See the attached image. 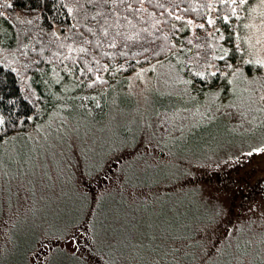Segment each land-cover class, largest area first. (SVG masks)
Here are the masks:
<instances>
[{
    "label": "rangeland",
    "instance_id": "rangeland-1",
    "mask_svg": "<svg viewBox=\"0 0 264 264\" xmlns=\"http://www.w3.org/2000/svg\"><path fill=\"white\" fill-rule=\"evenodd\" d=\"M255 24L257 26L252 29H244L233 19V43L236 48L242 43L243 48L249 49L250 56L264 59V25L259 19ZM190 25L193 32L197 23ZM214 28L210 25L208 33L211 34ZM238 33L244 38L243 42ZM221 35V32L214 33L209 39L211 53L216 56L227 46L220 39ZM237 51L241 54L239 48ZM141 69L148 71L142 78H136ZM185 80H189L188 72L186 77L171 59H166L137 67L107 91L83 94L65 78L43 79V93L32 89L40 122L21 136L23 141L0 144V174L3 175L0 184V264L20 261L17 250L28 240L24 232L29 222L56 215V210L63 206L72 210L77 207L74 204L81 201V196L88 199L87 208L82 210L84 215L62 234L49 235L40 231L39 240L26 252V263L45 264L56 248L72 256L73 247L83 246L91 253L81 256L88 264H112L93 240L88 223L89 205L103 196L112 200L119 196L124 209L127 212L132 209L134 217L141 216L143 209L149 212L143 203L144 195L139 194L141 191L147 193V188L129 187L127 181L121 179V169L126 173L137 172L148 180L141 176L142 173L159 175L154 177L159 178L161 187L150 194L156 196L158 202L148 207L161 211V215L150 216L146 224L140 220L131 221V224L141 226L137 233L140 236L145 233L144 226L153 225L147 228L146 232L150 233L147 235L154 239L162 236L158 246L163 251L159 254L147 252L151 256L143 261L121 257L119 264H155L157 260L162 264H200L202 260L204 264H235L237 239L229 233L233 229H244L237 235L240 240L249 239L252 233L248 227L253 221L259 223L260 214L264 213V155H244L253 147L264 144V126L256 127L264 122V111H261L264 104L259 101L264 89L257 94L256 102L251 103L252 93L246 91L249 85L235 83L232 86L235 92L225 91V98L217 99L213 105L207 95L205 99L190 100L184 92L189 87L182 83ZM255 87L259 88V83ZM191 95L195 96L192 92ZM77 97L95 99L82 101ZM82 103L90 111L82 109ZM230 105H239V108ZM197 109L200 112L208 109L215 119L211 122L202 119ZM241 110L246 113V119L239 115ZM172 144L179 148V153L193 151L207 155L180 157L171 150ZM189 171L195 173L197 182L181 184L175 178ZM166 175L172 179L166 180ZM181 195L191 197L208 212L201 211L204 215L195 217L190 230L181 236L187 244L168 239V229L178 226L189 210L182 203L170 206L171 201ZM216 206L223 207L225 212L217 217L211 239H201L205 236L206 219ZM122 225L117 228L122 234L117 235L120 240L128 237ZM69 238L79 241V245L69 243ZM111 240L108 236V241ZM171 247L174 251L179 248L178 254L188 251L191 257L176 255L175 259L173 256L168 259L165 253ZM239 247L242 248V244ZM238 259L240 264H247L252 256L241 255Z\"/></svg>",
    "mask_w": 264,
    "mask_h": 264
},
{
    "label": "trees",
    "instance_id": "trees-1",
    "mask_svg": "<svg viewBox=\"0 0 264 264\" xmlns=\"http://www.w3.org/2000/svg\"><path fill=\"white\" fill-rule=\"evenodd\" d=\"M0 13V116L5 120V124L0 126V137L3 143L23 141L21 136L40 122L32 89L43 93V79L65 78L78 92L91 94L109 90L118 79L126 77L139 66L171 59L177 70L186 77L188 72V79L195 81V87L190 90L196 98L205 99L207 90L193 73L204 71L206 61L223 67L222 61H213L216 55L211 53L209 46L211 34L223 33V43L230 50V56L236 58V63L241 55L233 43L234 18L230 17L229 23H224L222 17L230 16V8L221 5L219 0H0ZM177 16L182 19L177 20ZM210 18L216 21L211 34L208 33L210 25L207 23ZM188 21L197 23L193 32ZM200 24H204V27H198ZM109 42L116 43L117 47H109ZM81 47L87 51H78ZM97 76L104 83L87 87ZM213 83L221 90L218 100L225 98V80L214 78ZM25 115H33L34 119L20 125L18 121ZM170 146L180 157L207 155L193 151L179 153V148L174 144ZM127 174L138 175L137 172ZM141 176L150 180V177L159 175L142 173ZM81 197V201L74 204L77 207H72V210L60 207L56 215L29 222L25 226L24 234H27L28 240L18 248L20 261L15 264H27L26 252L39 240L40 231H46L49 235L62 234L69 225L77 223L88 204L87 197ZM104 197L88 208L91 210L88 223L97 249L105 252L112 264H119L121 257L143 261L151 256L150 253L159 254L158 244L162 236H155L157 239L149 236L143 241L144 248L140 252L132 247V242L127 244L125 240H129L128 237H121L119 244L113 237L118 239L117 233L120 232L117 228L122 224L139 220L146 224L150 216L156 213V216H160L161 211L146 206L148 213L143 209L141 216L134 217L132 209L129 212L124 209L119 196L115 200ZM175 198L170 206L182 203L189 208L179 225L168 229L172 237H181L190 230V223L195 217L204 215L206 209L191 197L181 195ZM108 236L112 238L110 242ZM140 238L143 239V235ZM9 247L10 242L7 249ZM171 250L174 251V248L171 247ZM177 256L191 257L188 251ZM166 258H172V255L168 254ZM48 261L50 264H88L84 257L70 256L61 248H56Z\"/></svg>",
    "mask_w": 264,
    "mask_h": 264
},
{
    "label": "snow or ice",
    "instance_id": "snow-or-ice-1",
    "mask_svg": "<svg viewBox=\"0 0 264 264\" xmlns=\"http://www.w3.org/2000/svg\"><path fill=\"white\" fill-rule=\"evenodd\" d=\"M89 2H91V0H89ZM121 2H123V0H121ZM219 3L221 5H227L230 8V16L225 15L222 17L225 24L229 23L231 17L239 21L241 27H243L244 29H252L253 27H256L257 25L255 24V21L257 19L260 20L261 25H264V0H219ZM0 15H2V13H0ZM176 19L180 20L182 18L180 16H177ZM188 23H192V21H188ZM207 23L209 25H214L216 21L210 18L207 21ZM198 27L203 28L204 24H200L198 25ZM216 31H218V29ZM105 35H107V32H105ZM237 35L239 36V33ZM128 39H131V37H129ZM220 39L223 40L225 39V37L221 35ZM239 39L241 40V42H243L244 38L242 36H239ZM108 46L111 48L117 47L116 43L113 42H109ZM250 47H254V46L250 45ZM237 48H239L241 51V55L239 57V63L235 62L236 59L235 57L230 56V50L224 48L220 55L213 57V61L223 62L222 68L220 67L219 64L206 61L205 62L206 67L204 71H196L195 73H193V76L199 80L201 86L206 88L207 99L213 105L215 104V101L220 98L221 95V90L219 89V86L213 83L214 78H219L227 81L228 87L224 88L223 91L231 90L235 92V88H232V86L235 83H246L247 85H249V88L246 89V91H250L252 93L250 97L251 103L256 102L255 98L257 94L260 92L261 89H264V59L250 56L249 49L243 48L242 43L237 44ZM78 51L85 52L87 50L81 47L78 49ZM246 56L248 58H245ZM230 60L233 62H229ZM209 69H214V70H209ZM253 70L255 74H253ZM88 71H91V69H88ZM146 71H148V69H141V72L136 73V78H142L143 73ZM97 83H104V81H102L101 77L97 76L96 79L92 81V83L87 85V87L92 88ZM182 83L185 84L186 86H189L184 89L185 95H187L190 100L195 101L196 97L192 96L190 92V88L195 87V81L193 79H189L182 81ZM257 83H259V88L255 87ZM76 99L87 101L95 98L77 97ZM259 101L262 104H264V95H259ZM80 107L85 111H90V109L87 108L86 104L82 103ZM96 107L99 108L100 104L97 103ZM229 107L239 108V105H230ZM196 111L202 117V119H208L209 122L215 119V117L210 115L208 109H205V112H200L199 109H197ZM261 111H264V108H262ZM239 115L242 118L246 119V113L243 110L239 112ZM33 119H34L33 115H25L22 120L18 121V123L20 125H23ZM4 124H5V120L2 116H0V126H3ZM261 126H264V122H262V125H257L256 127H261ZM254 130L255 129H253V131ZM0 143H3L2 137H0ZM257 154L264 155V144L253 147L250 151H248L244 155L247 157H251ZM117 160H119V157H117ZM236 162L238 163L239 160H237ZM196 167L199 168L201 167V165H196ZM175 178L180 180L181 184L195 183L198 180L197 176L192 171L186 172L182 176H178ZM121 179L126 180L127 185L129 187H132L133 189L140 188L141 190H143L144 188H147L148 190L147 193L143 191L139 193L140 195H144L145 199L143 203L146 206H151L153 203L158 202L156 196L150 195L151 193L156 192L161 187L158 177H153L151 181H149L148 179H143L136 174L129 175L125 172L124 169H121ZM165 179L170 180L172 179V177L166 175ZM2 182H3V175L0 174V184H2ZM175 186L176 185H173V187ZM0 194H2V190H0ZM129 196H132V192H129ZM0 211H2V209H0ZM253 211H255V209H253ZM224 212L225 209L223 207L216 206L215 211L206 219L205 236L201 237V239H207V240L211 239L210 233L216 230L215 224L217 221V217L223 214ZM89 215H91V212H89ZM122 227L124 228V231L128 233V239L130 242H132V247L137 252H140L144 248L143 241L145 239H149V236L146 234L147 228H151L154 226L153 225L144 226L145 233H141V235H143V239H141L140 235L137 234L140 233L141 230L140 225L123 224ZM92 231H93V236H95L94 227ZM224 231L227 232L228 230L225 229ZM243 231L244 229H233L232 232L229 233L230 237L237 239L238 253L235 264H240L238 257L241 255L252 256V260L247 261V264H264V213L260 214L259 223L253 221L251 223V226L248 227V231L252 233V236H250L249 239L240 240L237 234ZM117 235L122 236V234L120 233H118ZM113 239H116L117 244L120 243V239H117L116 237H113ZM168 239L172 240L173 243H175L176 241H180L183 244L188 243L186 239H183L182 237L179 236L172 237L171 235H169ZM193 239L195 240V238ZM137 241L138 243H136ZM68 242L74 245H79V241L75 240L74 238H69ZM241 244H242V248L239 247ZM159 251H163V250H159ZM179 252L180 249L176 248L175 251L169 250L165 254L166 255L170 254L173 256V259H175V256ZM71 253L74 257L77 258L84 256L86 254L91 255V253L88 252V249L84 248L83 246L73 247L71 249ZM209 255H211V253H209ZM205 259H207V257H205ZM45 264H50V262L45 261ZM155 264H162V261L157 260ZM200 264H204L203 260L200 262Z\"/></svg>",
    "mask_w": 264,
    "mask_h": 264
}]
</instances>
